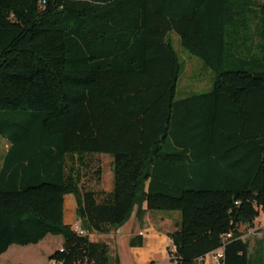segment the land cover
<instances>
[{
	"label": "trees",
	"instance_id": "obj_1",
	"mask_svg": "<svg viewBox=\"0 0 264 264\" xmlns=\"http://www.w3.org/2000/svg\"><path fill=\"white\" fill-rule=\"evenodd\" d=\"M171 34L213 75L208 92L175 99ZM0 138V257L53 236L50 264H109L89 235L177 212L176 264L220 249L224 264H252L242 227L264 209V0H0ZM100 155L109 193L89 160ZM67 195L82 234L64 223Z\"/></svg>",
	"mask_w": 264,
	"mask_h": 264
},
{
	"label": "crops",
	"instance_id": "obj_2",
	"mask_svg": "<svg viewBox=\"0 0 264 264\" xmlns=\"http://www.w3.org/2000/svg\"><path fill=\"white\" fill-rule=\"evenodd\" d=\"M100 189L106 193L111 192L112 178L108 189H105L103 188L102 177ZM76 207V200L72 195L64 197V223L72 228L80 226V222L77 220L76 215L74 216ZM142 210H146V205H143ZM166 217L159 216L154 212H147L142 221L139 222L134 212L130 220L121 228L115 231L113 230L106 235L91 234L89 235V239L92 241L91 238L96 237L97 240L104 241L95 242L105 243L109 246V264H170L166 255V244L167 241H169L167 235L176 230L178 221L173 224L175 226L174 231H169L168 225L169 223L171 224V222L168 220L169 217ZM156 221H158V224ZM242 231L243 240L246 241L249 246V256L251 258V254L254 253V248L258 250L264 243V225L262 226L260 223L256 224L255 221L250 227L243 226ZM254 241L256 244H254ZM41 243L35 247H39ZM62 243L63 241L58 242L55 251L61 249ZM262 250L264 249L262 248L261 251ZM15 252L19 251L16 249ZM32 252H36V250H32L31 253ZM53 252L54 251H51L46 255V264H50L48 258ZM4 262L3 264H6V261ZM16 264L29 263L27 259H18ZM196 264H210V258L197 261Z\"/></svg>",
	"mask_w": 264,
	"mask_h": 264
},
{
	"label": "rangeland",
	"instance_id": "obj_3",
	"mask_svg": "<svg viewBox=\"0 0 264 264\" xmlns=\"http://www.w3.org/2000/svg\"><path fill=\"white\" fill-rule=\"evenodd\" d=\"M172 47L177 54L179 63L181 64L182 73L179 77L176 87L175 99L180 100L185 97H188L193 94H202L208 92L212 87L213 75L211 72L206 69L203 63L196 57L191 56L189 53L184 51L180 47L179 39L175 34H171L169 36ZM8 148V144L5 140L0 138V162L1 158L4 155ZM92 166H100L102 168V177H103V188L108 189L110 185V180L112 178V170H111V157L107 155L93 156L90 159ZM91 183L86 181L85 186H89ZM159 216L169 217L171 224L168 225L169 231H174L175 226L174 223L179 221V213L177 212H154ZM75 216V213H74ZM166 217V218H167ZM158 224V221H156ZM264 225V216L260 214L259 218L256 220V224ZM92 241H104L97 240L96 237L91 238ZM59 241H62L61 237H53L48 236L44 241H42L39 247H19L13 246L9 248V250L0 257V264H16L18 259L26 260L29 264H46V255L51 251H55L57 244ZM256 241V239H255ZM254 241V244L256 242ZM168 243V241H167ZM167 245V244H166ZM35 248V249H34ZM264 243L260 246V248L255 249L254 253L251 254V263L252 264H264ZM19 252H15V250ZM32 250H36V252H32ZM256 250V251H255ZM4 260V261H3Z\"/></svg>",
	"mask_w": 264,
	"mask_h": 264
},
{
	"label": "built area",
	"instance_id": "obj_4",
	"mask_svg": "<svg viewBox=\"0 0 264 264\" xmlns=\"http://www.w3.org/2000/svg\"><path fill=\"white\" fill-rule=\"evenodd\" d=\"M260 214L264 216V209L261 210ZM75 231L78 234H82L79 226L75 228ZM229 237L230 236L227 235V238ZM175 252H176V249L174 245L172 244V242L169 240L166 245V255H167V259L170 264H176ZM205 258H210V264H224V251L223 249H220L214 253L209 254ZM204 259H200L199 261H203Z\"/></svg>",
	"mask_w": 264,
	"mask_h": 264
}]
</instances>
